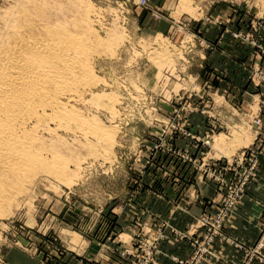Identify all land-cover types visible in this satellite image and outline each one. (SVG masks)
Returning <instances> with one entry per match:
<instances>
[{
  "label": "rangeland",
  "instance_id": "1",
  "mask_svg": "<svg viewBox=\"0 0 264 264\" xmlns=\"http://www.w3.org/2000/svg\"><path fill=\"white\" fill-rule=\"evenodd\" d=\"M38 1L0 0V33L14 12L37 3L45 23L102 41L92 60L100 83L74 106L111 129L112 142L105 148L108 141L91 135L93 153L80 131L58 130L65 174L33 177L1 204L0 264H162L165 256L244 264L264 233V206L254 243L227 228L264 164V0ZM184 169L195 172L198 192L181 197L210 208L188 228L151 210L121 218L126 205L147 202L139 194L149 187L146 174ZM175 239L188 242L190 256L166 251ZM223 245L239 250L240 262L220 252Z\"/></svg>",
  "mask_w": 264,
  "mask_h": 264
},
{
  "label": "bare ground",
  "instance_id": "2",
  "mask_svg": "<svg viewBox=\"0 0 264 264\" xmlns=\"http://www.w3.org/2000/svg\"><path fill=\"white\" fill-rule=\"evenodd\" d=\"M39 4L32 5V10L19 8L11 24L2 15L8 25L0 33V206L33 177L63 176L65 169L55 151L59 129L80 131L83 146L93 153L98 147L88 141L91 135L108 141L105 148L112 142L111 129L95 127L97 122L91 124L74 106L87 103L100 83L93 76L92 60L99 52L96 43L99 46L102 41L94 43L89 30L57 26V19V27L45 23L44 6Z\"/></svg>",
  "mask_w": 264,
  "mask_h": 264
},
{
  "label": "crops",
  "instance_id": "3",
  "mask_svg": "<svg viewBox=\"0 0 264 264\" xmlns=\"http://www.w3.org/2000/svg\"><path fill=\"white\" fill-rule=\"evenodd\" d=\"M173 173L172 175L169 174V177H163L159 173H155V175L150 173L146 174L145 178L149 180V187H145L144 191L139 194H145L147 196V202L141 204L140 207L139 205H126L123 211L126 209L127 213H123V217L121 218L127 221L130 217L129 211H138V213L143 212L145 214L147 210H151L159 212L166 217H171L176 226L181 229H186L194 221V218H196L199 212L210 209L208 207V209H203V206L201 207L200 202L196 201V199L194 201L191 199L187 201V199L181 197L194 196L196 191L198 192L194 184L195 172H189L187 169H184ZM157 178H161L163 181L165 180L164 187H153L151 183H155ZM200 186L198 185V188ZM213 187L211 186L208 192V194H211V198L212 196L216 197V189ZM159 195L163 197H159ZM144 204L146 208L141 207ZM263 206L264 164L259 171V179L247 187L245 195L238 207L237 214L228 223V232L232 236L246 241L249 244L254 243L260 234L258 222L259 214L262 212ZM165 243V249L169 254L179 255L181 257H188L191 254L192 249L188 242H181L175 239L173 243L170 241ZM217 248L220 252L223 250L226 257L233 263H238L242 259L243 254L232 246L223 245ZM161 261L162 264H178L168 256L163 257Z\"/></svg>",
  "mask_w": 264,
  "mask_h": 264
},
{
  "label": "built area",
  "instance_id": "4",
  "mask_svg": "<svg viewBox=\"0 0 264 264\" xmlns=\"http://www.w3.org/2000/svg\"><path fill=\"white\" fill-rule=\"evenodd\" d=\"M251 253L252 254H247L244 264H253V259L260 260V262L264 264V233L258 241L256 249Z\"/></svg>",
  "mask_w": 264,
  "mask_h": 264
}]
</instances>
